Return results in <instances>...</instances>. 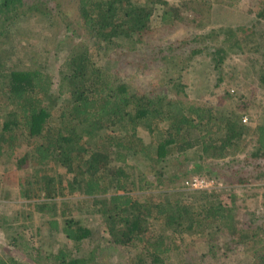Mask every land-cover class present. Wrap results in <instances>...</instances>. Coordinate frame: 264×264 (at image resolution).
I'll return each mask as SVG.
<instances>
[{
    "label": "trees",
    "instance_id": "1",
    "mask_svg": "<svg viewBox=\"0 0 264 264\" xmlns=\"http://www.w3.org/2000/svg\"><path fill=\"white\" fill-rule=\"evenodd\" d=\"M256 1L260 9L254 22L196 35L197 47L178 45L184 55L179 59L176 45L160 42L186 21L181 5L78 0L77 23L89 38L68 49L54 74L41 63L42 50L32 47L35 31L25 23L34 13L44 21L56 20L60 0H0V156L9 159L24 148L15 166L30 172L17 177L18 197L33 205L40 218L32 242L11 233L10 245L24 249L21 259L0 255V264H96L99 250L80 217L83 212L100 217L103 242L119 245L133 264H189L182 257L185 237L220 243L223 256L202 254L200 260L224 264L222 257L238 248L248 264H264V187L256 183L264 178V120L252 126L232 109L173 100L163 86L183 93L178 77L159 82L130 75L131 66L144 74L151 59L181 75L201 53L219 69L227 52H233L246 54V77L264 88V0ZM156 11L159 24L153 27ZM126 43L133 50L140 44L131 60L123 59L125 51L108 55ZM99 52L107 58L105 65L94 61ZM140 129L148 132L149 141ZM250 139L252 148L244 151ZM187 152L201 159L189 170L251 185L260 192L259 204L249 208L235 195L221 197V189L159 187L164 179L172 183L186 176L177 159ZM149 176L155 179L154 188ZM6 192L4 188V199ZM76 194L82 197L76 201L81 206L72 213L68 202L74 203L70 198ZM58 197L67 199L57 204ZM59 234L66 239L61 245Z\"/></svg>",
    "mask_w": 264,
    "mask_h": 264
},
{
    "label": "rangeland",
    "instance_id": "2",
    "mask_svg": "<svg viewBox=\"0 0 264 264\" xmlns=\"http://www.w3.org/2000/svg\"><path fill=\"white\" fill-rule=\"evenodd\" d=\"M170 4H179L182 7L181 14L184 16L186 21L181 24H177L173 28V32L164 35L161 40V45L172 44L177 46L176 55L179 59L184 58V55L180 52L178 45H182V48L188 46L190 49L197 47L198 43L196 35L203 34L208 30H218L219 28H232L243 24L254 19L256 9H260V3L256 0H168ZM54 2H52V5ZM78 0H60V15L56 20L44 21L42 17L36 13L32 14L28 19L30 27L34 29V35L32 38L35 39V50H42L43 56L40 55V61L46 63V70L51 73H56L60 62L65 57L68 49L78 41H87L88 36L85 34L84 29L78 25ZM256 21V20H255ZM260 22V21H256ZM153 27H157L159 24L158 13L155 12L153 19L151 20ZM263 28L261 29V31ZM164 34L162 31L160 32ZM157 35V34H156ZM186 39L187 44L182 41ZM159 44L157 41L153 43ZM218 46L220 43L215 42ZM264 44V43H263ZM112 46V44H110ZM214 45V43H213ZM4 46V43L1 45ZM145 48V46H143ZM147 48H150L147 46ZM264 48V45H263ZM140 50V44L135 45V50L131 49V45L126 43L125 46H118L114 48V51H109L110 57H118L117 55L125 51L123 59L131 60V56L135 51ZM156 50V49H154ZM152 51V50H150ZM112 52V53H111ZM113 52L117 55H114ZM102 52L94 55V61L101 65L107 63ZM227 56L224 58L219 69L214 68V62L210 59L209 55L204 53L196 55L188 64V67L182 71L181 75L178 72H170L171 69L167 62L166 67H159V64L154 60L146 61V69L144 74L139 73L135 70L134 66H131V73L136 75L137 79L149 80L154 79L161 82L163 79H167L169 76L178 77V81L184 85V92L176 94L174 91H168L166 86L163 88L166 90V94L169 98L176 100L180 99L184 103H205L207 105H214L216 110H235L240 113L242 117H246V121L250 125H256L263 123L264 120V88L259 87L257 80L251 77H246V65L249 61L246 58V54H236L233 52H227ZM183 61V60H182ZM129 70V67H126ZM221 77V80L219 79ZM251 78L252 81L249 80ZM240 97V98H239ZM245 103V108L243 106ZM4 115V108L0 111V116ZM245 121V122H246ZM162 123L161 125H163ZM140 136L145 142L149 141L150 136L146 130H139ZM195 136V134H193ZM253 141L250 139L247 141V145L244 151H248L252 148ZM24 151V148H20L16 154L11 158H6L4 155L0 156V214H4V219L0 221V255L6 256L11 255L21 259V253L24 250L22 245L14 248L10 245V238L12 232H18L23 235L26 239L33 240L36 238L38 232V225L40 224V218L34 214L36 208L33 205H25L27 201L18 197V185L17 177L29 173V169H17L15 166V160ZM243 154V153H242ZM239 154L237 157H242ZM233 157L226 158L229 160ZM201 159L198 153L187 152L185 155H179L177 162L186 167L187 174L183 177H175L172 183L168 182L167 179L163 180V184L159 187L176 188L180 190L188 191L184 189L183 181L193 175L200 174L202 172L195 173L190 169L191 163L199 162ZM221 162L222 160H218ZM171 165L173 163L170 161ZM233 165V164H232ZM59 171H63L62 168H58ZM9 175L15 176L10 178ZM204 177H206L204 175ZM215 184L213 188L216 190L221 189V197H232L235 195L239 199L238 203L244 202L249 208H254L259 204L260 192L251 185H240L225 183L222 179L217 176H213ZM150 179L151 188H154V177H147ZM208 178V177H206ZM8 180V181H7ZM264 187V178L256 181ZM7 191V199L2 198L3 191ZM154 191H157L156 189ZM257 192L255 196L253 193ZM252 194V195H251ZM242 198L244 200H242ZM60 199H67L65 197L56 198L57 204L60 203ZM74 203L68 202L72 213L76 210V201L82 199L79 195L72 196L70 198ZM264 200V197H262ZM80 201V200H79ZM81 205H79L80 207ZM23 210V212H20ZM85 210V209H84ZM28 213V214H27ZM242 216L245 217L244 211ZM83 224L88 225L92 231V239L94 244H97L99 254L96 264H133L131 259L127 258L119 245L108 246L103 242L101 237V231L103 226L100 222L98 215L83 212L80 214ZM19 224V227L16 226ZM264 238V235L262 236ZM27 239V240H28ZM57 243H65L66 239L63 235L57 236ZM186 243L182 257L188 259L189 264H215L214 257L223 256V248L219 242H206L202 243L196 237H185ZM28 240V242L30 243ZM32 242V241H31ZM138 252V251H137ZM202 254H208L211 258L204 257L200 260L199 256ZM190 257V258H189ZM131 258V257H130ZM193 259V260H192ZM224 264H248L242 252L238 248H233L228 252V256L222 257ZM136 262V261H133ZM44 263V262H43ZM164 264H169L168 262ZM188 264V263H187Z\"/></svg>",
    "mask_w": 264,
    "mask_h": 264
},
{
    "label": "built area",
    "instance_id": "3",
    "mask_svg": "<svg viewBox=\"0 0 264 264\" xmlns=\"http://www.w3.org/2000/svg\"><path fill=\"white\" fill-rule=\"evenodd\" d=\"M243 120H246L244 118ZM215 180L213 178H206L199 175H193L183 181L184 189H210L213 188Z\"/></svg>",
    "mask_w": 264,
    "mask_h": 264
}]
</instances>
